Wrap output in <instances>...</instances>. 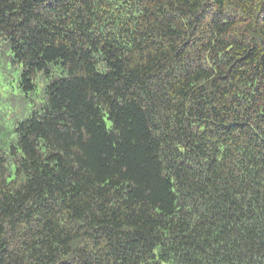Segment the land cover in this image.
Returning a JSON list of instances; mask_svg holds the SVG:
<instances>
[{"label":"trees","instance_id":"trees-1","mask_svg":"<svg viewBox=\"0 0 264 264\" xmlns=\"http://www.w3.org/2000/svg\"><path fill=\"white\" fill-rule=\"evenodd\" d=\"M44 103L0 148V264H264V0H0Z\"/></svg>","mask_w":264,"mask_h":264},{"label":"rangeland","instance_id":"rangeland-1","mask_svg":"<svg viewBox=\"0 0 264 264\" xmlns=\"http://www.w3.org/2000/svg\"><path fill=\"white\" fill-rule=\"evenodd\" d=\"M4 38H0V148L14 140V127L32 110L44 103L46 86L58 76L59 67L51 68L47 78L39 77L32 92H23L19 86L21 68L8 57Z\"/></svg>","mask_w":264,"mask_h":264}]
</instances>
